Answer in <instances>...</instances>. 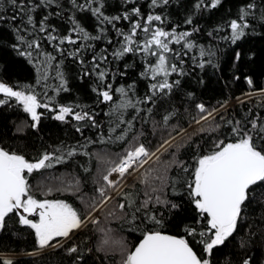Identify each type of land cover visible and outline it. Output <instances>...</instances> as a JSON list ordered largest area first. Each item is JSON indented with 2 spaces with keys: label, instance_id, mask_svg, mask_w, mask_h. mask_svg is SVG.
Masks as SVG:
<instances>
[{
  "label": "trees",
  "instance_id": "obj_1",
  "mask_svg": "<svg viewBox=\"0 0 264 264\" xmlns=\"http://www.w3.org/2000/svg\"><path fill=\"white\" fill-rule=\"evenodd\" d=\"M198 2L169 0L166 6L152 8L150 0H103V13L108 17H122L126 13L131 15V9L137 7L141 15H133L132 20H139L143 24L144 17L150 12L160 14L163 22H155L154 27L175 30L177 33L190 32L188 39L196 45L192 49L183 48V41L170 45L175 51L169 54L168 62L177 64L178 71L168 79L169 82L179 81V84L167 95L158 94L154 103L139 104L137 115V110L132 108L114 110L115 105L125 99L115 89L125 88L133 102L142 100L149 94V85L154 82L143 73L149 63H155L156 57L140 52L128 53L121 58L114 56L124 45L120 32L127 34L131 30L130 20L101 22L90 11L74 9L69 0H58L59 7L56 4L45 7L40 0H18V4L25 3L35 8L31 15L37 27L43 17L48 16L46 23L49 31L54 28V35H72L77 40L76 44L60 45L64 49V55L60 56L53 47L58 41L49 44L44 33H37L27 25L24 12L9 4L8 0H0L3 5L0 15L5 17L0 20V82L14 90L31 86L42 102L47 103L51 98L52 106L57 109L59 106H69L76 112H88L97 123V127H92L91 121L78 122L71 117L65 122L57 121L54 112L41 108L38 110L42 113L41 121L38 130L34 131L30 127V117L16 103L0 107V147L23 155L30 162L58 148L77 150L78 154L64 163L56 164L47 171L34 172L28 177L32 194L37 199L65 200L81 214L93 211L100 204L96 189L103 184L102 172L111 167V162H118L129 144L143 142L154 151L164 140L177 136L178 132L196 123L201 116L196 105L204 104L206 108L217 109L235 101L180 136L135 178L124 184L101 209L98 224L89 223L54 248L41 251L35 243L33 230L21 226L13 215L8 219L6 228L0 231V257L11 259L13 264H122L127 253L148 229L184 238L198 256L203 255L200 237L190 236L185 231L189 226L196 227L198 231L205 227V222L197 223L199 215L188 195L186 182L191 181V173L182 172L176 161L185 162L191 169L199 155L216 150L217 141L236 139L231 131L236 121L245 128L251 127L248 121L254 118L264 121V94L236 100L264 88V22L259 19V8H264V0H254L259 7L254 17H249L251 27L247 30L248 35L235 44L229 38L231 30L228 25L232 19L238 18L241 7L250 0H222L216 8L200 9L195 7ZM78 3L84 4L85 0H78ZM72 17L85 33L99 36L100 39H82L79 33L72 32ZM189 20L191 23H188ZM18 36H23L25 41L33 38L40 40L42 50L57 57L67 91H53L59 84L56 79L37 84L34 62L43 57H38L35 50L27 49L26 42L18 40ZM143 37L144 33L140 31L136 39L142 40ZM77 48L80 54L73 58L69 53ZM201 49L210 54L201 56ZM20 51H33V56L21 55ZM237 53L240 54L238 62ZM99 72L106 73L104 81L99 80ZM248 78L253 81L252 85L247 83ZM45 84L50 87L45 88ZM107 84L112 86L114 100L101 103V98L93 90H103ZM148 108L152 111L148 112ZM169 114L170 120L167 124L163 123L162 117ZM133 116L136 119L132 120L133 127L127 130L125 139L115 140V136L121 135L127 125L120 124L116 132H112V128L118 120H131ZM228 121L233 123L229 124ZM77 128H80L79 132ZM100 136L104 137L103 143L98 140ZM89 140L97 142L88 144ZM98 152L107 163L97 159ZM76 181L79 185L75 195L72 191H55L57 187ZM47 188H53L49 195H45ZM156 197L167 203H155ZM149 198L153 202L147 209L136 213L137 219L132 222L135 208ZM120 203L125 204L123 210L119 207ZM172 204L177 207H171ZM145 213L155 215L161 224L148 223ZM101 227L110 230L113 239L122 240L125 248L121 250L109 245L104 251H98V242L103 236L98 231ZM72 246L78 247V253L70 255L67 252ZM80 254L84 257L82 262L76 259ZM248 257H252L255 264H264V196L258 195L244 209L237 230L226 246H218L214 250L211 260L212 264H242Z\"/></svg>",
  "mask_w": 264,
  "mask_h": 264
},
{
  "label": "snow or ice",
  "instance_id": "obj_2",
  "mask_svg": "<svg viewBox=\"0 0 264 264\" xmlns=\"http://www.w3.org/2000/svg\"><path fill=\"white\" fill-rule=\"evenodd\" d=\"M69 2L76 10L92 12L101 22L113 23L120 19L131 21V30L127 34L120 32L124 45L114 53L116 58L134 52L156 57L155 63H149L143 73L144 76L154 81L149 85V94L142 100L133 102L128 97V91L125 88H117L115 92L125 99L115 105V111L132 108L137 110L138 115L139 104L154 103L158 94L167 95L179 84V81L169 82L168 79L172 73L178 71L177 64L168 62L169 54L175 51L170 45L181 44L183 41L182 47L185 49L196 47L188 39L191 36L190 32L177 33L175 30L166 31L161 27H154V23L163 22V18L160 14L151 12L144 17L143 24L139 20H132L133 15H141L140 9L137 7L131 9V15L126 13L122 17H108L103 13V0H85L84 4H79L78 0H69ZM221 2L222 0H199L195 7L197 9L203 7L216 8ZM8 3L24 12L27 25H30L37 33H44L49 44L58 41V43L53 44V47L60 56L64 55V49L60 45L77 43L72 35L58 37L53 34L56 31L54 28L49 31V26L46 23L48 16H44L37 27L34 17L31 15V12L35 10L34 7L27 6L25 3L18 4V0H8ZM40 3L45 7H50L53 4L59 7L58 0H40ZM168 3L169 0H150L152 8L163 7ZM0 7H3V5L0 4ZM258 7L254 0H250L247 5L241 7L238 18L230 21L228 25L231 30L229 38L233 44L248 35L247 30L251 27L249 17H254L255 10ZM56 14L60 15V13ZM4 19L5 17L0 15V20ZM12 19H15V17H12ZM259 19L264 22V8H259ZM70 22L73 24L72 32L79 33L82 39H100L99 36H90L85 33L75 17L70 18ZM188 23H191V20ZM16 31L19 32L20 29H16ZM140 31L144 33V37L142 40H137ZM17 39L26 42L27 49L35 50L38 57H43V59H37L34 62L37 84L42 81L56 79L59 84L53 88V91L57 93L67 91L66 80L60 70V62L57 61V57L44 52L38 39L33 38L25 41L23 36H18ZM19 54L31 58L33 51H20ZM79 54V48L69 53L73 58ZM176 54L179 55V53ZM200 54L206 56L210 53L201 49ZM239 55V53L236 54L237 62ZM95 59V56H93L94 61ZM80 63L83 64L84 61L81 60ZM96 68H99L98 63ZM53 72L55 73L54 76L52 75ZM98 78L100 81H104L106 73L99 72ZM247 83L252 85L253 81L248 78ZM44 86L45 88L50 87L48 84ZM93 91L97 92V95L101 98V103L113 102L114 100L113 89L110 84L105 85L103 90L94 89ZM262 94H264V91H262ZM44 95L47 96V92ZM11 102L16 103L22 112L30 117V127L34 131L38 130L41 121L42 113L38 111L41 108L54 112V119L57 121L65 122L71 117L78 122L91 121V126L97 127L95 117L88 112H76L69 106H59L57 109L52 106L51 98L47 103L42 102L31 86L24 90H14L13 87L0 82V107ZM196 108L201 114L200 119L195 121L197 124L213 116V112L208 111L204 104H198ZM147 111L151 112L152 109L148 108ZM122 115L123 112H121ZM170 118L171 114L163 116V123L167 124ZM135 119L136 116L127 121L118 120L116 126L112 128V132H116L120 124H126L127 128L123 130L121 135H116L115 140L122 141L125 139L127 130L133 127L132 120ZM228 123L232 124L233 122L228 121ZM248 123L251 127L245 128L240 127V122L236 121V126L231 129L236 139L229 142L217 141L216 150L199 155L191 169L185 162L176 161L182 172L191 173V181L186 182L188 195L199 215L197 223L205 222V227L204 230L198 231L196 227L189 226L185 231L190 236L200 237V243L203 245V255L198 256L184 238H177L173 235L163 234L158 230L148 229L143 232L142 239L134 246V250L127 253L122 264H212L211 256L214 250L218 246H226V242L237 230L238 221L243 216L244 209L249 207L258 195L264 196V121L254 118ZM76 130L79 132L80 128ZM98 140L103 143L104 137L100 136ZM96 142V140L87 141L88 144ZM170 143V140H164L155 151H151L149 146L143 142L129 144L118 162H111V167L102 172L103 184L96 189L97 199L100 203L111 199L108 191L117 187L118 180L110 178L113 174H116L119 178L132 175L147 164L152 157L156 156L160 148L170 145ZM77 154V150L74 148L68 150L58 148L53 152H45L35 162H30L23 155L0 147V231L6 228L8 219L14 215L17 217V223L33 230L37 247L44 249L59 245L60 239L69 238L74 230L87 227L89 223L98 224L99 221L94 218L91 210L87 211L86 214H81L65 200L35 198L28 181V177L34 172L52 169L56 164H62L66 159ZM85 154L87 155V153ZM96 157L101 163H107L99 152L96 153ZM78 185V181L67 183L63 187L55 188V191H72V194L75 195L78 191ZM52 192L53 188H47L45 195ZM124 195L127 196L126 193ZM152 202V198L145 199L142 205L136 207L132 214V222L137 219L136 213H139L142 209H147ZM155 203L166 204L167 201H162L159 197H156ZM119 207L123 210L125 204L120 203ZM171 207L175 208L177 205L172 204ZM31 217H38V220ZM145 220L152 225L161 224V221L155 215L149 213H145ZM98 231L103 233L98 242L100 247L105 248L111 245L119 247L121 250L125 248L122 240L111 237L110 230L101 227ZM67 252L70 255L78 253V247H69ZM76 259L82 262L84 259L83 254L78 255ZM0 264H13V261L6 257H0ZM242 264H255V261L252 257H248L243 260Z\"/></svg>",
  "mask_w": 264,
  "mask_h": 264
},
{
  "label": "rangeland",
  "instance_id": "obj_3",
  "mask_svg": "<svg viewBox=\"0 0 264 264\" xmlns=\"http://www.w3.org/2000/svg\"><path fill=\"white\" fill-rule=\"evenodd\" d=\"M262 91H264V89L260 90V91H255V92H249L247 94H245L244 96L236 99V100H244V99H250V98H253L254 96H258V95H261L262 94ZM235 101H230L227 105H224L220 108H217V109H214V108H207L208 111H212L213 112V116L219 112L220 110H223L226 108V106H229L231 104H233ZM212 116V117H213ZM212 117H209L208 119H211ZM200 119V118H199ZM198 119V120H199ZM207 119V120H208ZM207 120H202L199 124L197 123H194L193 125H191L190 127H188L187 129L183 130L181 133H179L177 136L175 137H172L171 139H169L171 141L170 144H172L173 142H175L180 136L184 135L186 132H188L189 130H192V128L200 125V124H203L205 121ZM169 145H165V147L163 148H160V151L157 152L156 156L161 152L163 151L166 147H168ZM155 151V150H154ZM152 157L151 160H149V162L147 164H149L151 161H153V159H155V157ZM145 164L142 168H140L139 170H137L136 172H134L132 175H126L124 178H117L116 180H118V184H117V187L115 189H109L108 191V195H110L111 199L113 198V196L121 189V187L128 183L129 181H131L133 178H135L139 172H141V170L147 165ZM111 179H113L112 177H110ZM111 199L107 200L106 202L104 203H100L92 212H93V216L95 219H100L101 218V209L104 208L106 206L107 203H109L111 201ZM32 218V217H31ZM38 218V217H37ZM38 220V219H37ZM76 232H73L72 234H70L69 238L72 237ZM68 239V238H67ZM64 240L66 239H60L59 241V244L61 242H63ZM57 246V245H55ZM55 246L53 247H46L44 249H41V251H45V250H48L49 248H54Z\"/></svg>",
  "mask_w": 264,
  "mask_h": 264
},
{
  "label": "clouds",
  "instance_id": "obj_4",
  "mask_svg": "<svg viewBox=\"0 0 264 264\" xmlns=\"http://www.w3.org/2000/svg\"><path fill=\"white\" fill-rule=\"evenodd\" d=\"M105 248L104 247H100L99 244H98V251H104Z\"/></svg>",
  "mask_w": 264,
  "mask_h": 264
},
{
  "label": "bare ground",
  "instance_id": "obj_5",
  "mask_svg": "<svg viewBox=\"0 0 264 264\" xmlns=\"http://www.w3.org/2000/svg\"><path fill=\"white\" fill-rule=\"evenodd\" d=\"M264 89V88H263ZM260 90H262V89H260ZM260 90H258V91H260ZM112 178L113 179H117V178H119L116 174H113V176H112Z\"/></svg>",
  "mask_w": 264,
  "mask_h": 264
},
{
  "label": "water",
  "instance_id": "obj_6",
  "mask_svg": "<svg viewBox=\"0 0 264 264\" xmlns=\"http://www.w3.org/2000/svg\"><path fill=\"white\" fill-rule=\"evenodd\" d=\"M74 231H76V230H74ZM162 233H163V234L170 235V234H168V233H164V232H162ZM177 238H178V237H177ZM141 239H142V238H141ZM141 239H140V240H141ZM140 240H139V241H140ZM139 241L137 242V244L139 243ZM137 244H136V245H137ZM132 250H134V247L132 248ZM132 250H131V251H132ZM193 251H194V250H193ZM194 252H195V251H194Z\"/></svg>",
  "mask_w": 264,
  "mask_h": 264
}]
</instances>
